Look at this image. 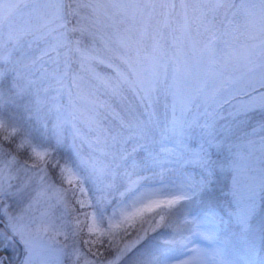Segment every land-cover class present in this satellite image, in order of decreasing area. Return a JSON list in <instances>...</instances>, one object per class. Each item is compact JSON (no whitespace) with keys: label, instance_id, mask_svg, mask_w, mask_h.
I'll return each instance as SVG.
<instances>
[{"label":"snow or ice","instance_id":"1","mask_svg":"<svg viewBox=\"0 0 264 264\" xmlns=\"http://www.w3.org/2000/svg\"><path fill=\"white\" fill-rule=\"evenodd\" d=\"M0 264H264V0H0Z\"/></svg>","mask_w":264,"mask_h":264}]
</instances>
